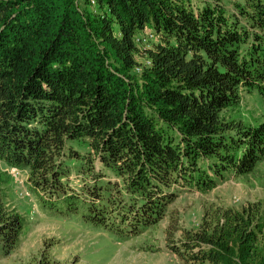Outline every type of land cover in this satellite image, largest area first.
Listing matches in <instances>:
<instances>
[{"label": "trees", "instance_id": "16d2710c", "mask_svg": "<svg viewBox=\"0 0 264 264\" xmlns=\"http://www.w3.org/2000/svg\"><path fill=\"white\" fill-rule=\"evenodd\" d=\"M243 91L264 100V0H0V252L23 233L12 167L55 215L124 238L252 173L264 121L226 115ZM169 240L184 264H264V201Z\"/></svg>", "mask_w": 264, "mask_h": 264}, {"label": "rangeland", "instance_id": "374dc122", "mask_svg": "<svg viewBox=\"0 0 264 264\" xmlns=\"http://www.w3.org/2000/svg\"><path fill=\"white\" fill-rule=\"evenodd\" d=\"M221 1L231 7L234 2ZM226 115L247 123L264 121V100L256 92L243 91L240 103ZM14 171L9 170L11 175ZM15 177L7 183L5 200L21 214L23 233L15 249L0 252V264H184L169 238L197 227L204 212L214 205L240 208L251 201H264L263 160L252 173L231 174L211 190L185 188L160 222L124 238L85 222L78 214L55 215L30 190L25 171Z\"/></svg>", "mask_w": 264, "mask_h": 264}, {"label": "built area", "instance_id": "2783aa9c", "mask_svg": "<svg viewBox=\"0 0 264 264\" xmlns=\"http://www.w3.org/2000/svg\"><path fill=\"white\" fill-rule=\"evenodd\" d=\"M81 1H82V0H81ZM90 3H91V4H95V0H90ZM152 38H155L154 33H153V32H149L148 35H144V36H142L141 38H139V41L144 45V48H146V47L149 46L148 41L151 40ZM146 62L149 63L148 60H146ZM139 69H140V67H137V70H139ZM10 169H12L13 171H14V169L16 170V172L14 171V172L12 173V175H13L14 177H15L16 174H19V175H20V173H22V169H20V168L12 167V168H10ZM15 178H16V177H15Z\"/></svg>", "mask_w": 264, "mask_h": 264}]
</instances>
